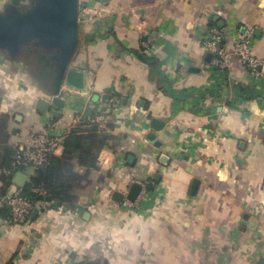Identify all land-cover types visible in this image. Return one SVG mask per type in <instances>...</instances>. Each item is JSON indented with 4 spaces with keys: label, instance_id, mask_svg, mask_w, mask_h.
<instances>
[{
    "label": "crops",
    "instance_id": "crops-1",
    "mask_svg": "<svg viewBox=\"0 0 264 264\" xmlns=\"http://www.w3.org/2000/svg\"><path fill=\"white\" fill-rule=\"evenodd\" d=\"M9 1L0 0V12ZM213 27L224 34L225 71L211 67L203 46ZM245 30L263 64L257 74L233 54L236 32ZM69 69L85 73L86 91L63 84L64 107L42 113L35 103L51 100L50 63L32 48L15 58L0 53L9 146L21 151L43 134L62 143L75 124L105 115L116 142L101 150L95 170L76 168L87 175L72 206L38 203L19 224L0 206V264L264 261V0H78ZM133 183L150 185L139 208L112 200ZM3 187L17 189L0 180Z\"/></svg>",
    "mask_w": 264,
    "mask_h": 264
},
{
    "label": "water",
    "instance_id": "water-1",
    "mask_svg": "<svg viewBox=\"0 0 264 264\" xmlns=\"http://www.w3.org/2000/svg\"><path fill=\"white\" fill-rule=\"evenodd\" d=\"M21 2L22 0H10L0 12V53L15 58L24 46L33 44L39 48L46 63H50L51 66L52 94L50 101L38 99L35 109L42 113L50 107L62 109L65 103L61 98L63 84L70 89L86 91L85 73L69 69L78 41V0H33L27 9L21 7ZM54 116L57 117L58 113L55 112ZM150 127L154 131H160L162 123L152 120ZM145 139L155 147H160L154 133H148ZM166 160L167 157L161 155L160 163L166 164ZM131 161L132 158L129 157L128 163ZM33 171V168H28L17 172L12 183L22 189ZM197 183V180L193 181L191 195ZM142 188L141 183H133L127 191L126 199L134 202ZM145 188L149 189L150 185ZM122 199L123 193L117 191L113 193L112 200L115 203L120 204ZM103 264L107 262L104 261ZM260 264H264V261Z\"/></svg>",
    "mask_w": 264,
    "mask_h": 264
},
{
    "label": "trees",
    "instance_id": "trees-1",
    "mask_svg": "<svg viewBox=\"0 0 264 264\" xmlns=\"http://www.w3.org/2000/svg\"><path fill=\"white\" fill-rule=\"evenodd\" d=\"M6 118L0 117V167L3 173L0 180L6 186L12 185L15 174L25 171V167L13 169L12 164L21 153L17 148L8 145L6 132ZM109 127V126H108ZM109 135L100 131L99 126L91 121L79 122L63 137L62 153L60 156H51L46 164L34 169L28 182L23 187L22 195L32 203L54 202L72 206L76 199V191L80 182H83L87 173L81 175L76 168H86L88 171L97 168L98 156L101 150L109 144ZM38 189L39 192H34ZM7 187H3L0 196H5ZM10 214L5 205L2 206Z\"/></svg>",
    "mask_w": 264,
    "mask_h": 264
},
{
    "label": "built area",
    "instance_id": "built-area-1",
    "mask_svg": "<svg viewBox=\"0 0 264 264\" xmlns=\"http://www.w3.org/2000/svg\"><path fill=\"white\" fill-rule=\"evenodd\" d=\"M252 33L250 30L236 32L233 54L237 58L241 66L251 73H260L259 69L263 68L260 60L256 59L252 53L251 45ZM224 34L221 29L210 28L207 38L203 43L204 49L211 54V67L217 71H225L228 68L229 54L223 48ZM100 117L91 119L95 122ZM62 146L61 140L56 137L46 135H32L29 143L21 149V153L13 162V169L17 167H26L36 169L47 163L48 158L55 156L56 150ZM99 163V162H98ZM142 190L134 202H129L126 199L127 191L123 192V199L119 205L131 209H137L146 198V188L142 185ZM34 192H39L34 189ZM40 193V192H39ZM5 205L10 214L9 222L19 224L27 220L30 213L35 208L34 203L22 195L21 188H17L11 194L6 193L5 196H0V206ZM41 207L47 208L50 202H41Z\"/></svg>",
    "mask_w": 264,
    "mask_h": 264
},
{
    "label": "rangeland",
    "instance_id": "rangeland-1",
    "mask_svg": "<svg viewBox=\"0 0 264 264\" xmlns=\"http://www.w3.org/2000/svg\"><path fill=\"white\" fill-rule=\"evenodd\" d=\"M29 48H32L33 50H35V57L39 58L40 60L42 59V57H44L42 55V52L40 51L39 48H37L35 45H27V46H24L22 49H29ZM21 49V50H22ZM100 115V114H99ZM105 119H97L94 123L97 124L99 126V129L100 131L104 132V133H107V124L109 122V120L107 119V115H105ZM110 138V137H109ZM112 140V138H110L109 142ZM111 144L109 145H112V147L114 148L115 145H116V142L112 140V142H110ZM95 170V169H94Z\"/></svg>",
    "mask_w": 264,
    "mask_h": 264
}]
</instances>
